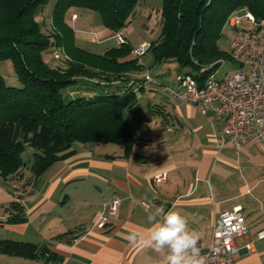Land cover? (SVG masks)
<instances>
[{"label": "crops", "instance_id": "1", "mask_svg": "<svg viewBox=\"0 0 264 264\" xmlns=\"http://www.w3.org/2000/svg\"><path fill=\"white\" fill-rule=\"evenodd\" d=\"M72 16L71 24L67 17L66 21L79 32L80 16ZM105 29L110 37L102 44L110 39L114 44L103 47L101 53H89L104 55L120 47L117 33ZM171 66L164 64L163 70L155 66L150 72L170 80L173 72L177 75ZM145 72H130L106 89L123 93L124 87L134 83L136 88ZM129 77L130 84L123 81ZM146 90L140 93L146 113L135 123L138 144L131 154L116 144H75V155L56 162L33 191L30 181L24 185L29 197L20 203L28 223L7 227L26 233L33 226L43 242L64 259L63 264H163V256L152 248L129 243L132 233H147L149 217L159 209L181 210L190 227L201 233L200 244L207 247L215 214L241 206L250 236L238 238L237 243L253 242V246L236 256V264H264V239H259L264 231V145L250 140L237 151L228 143L224 123L212 114L203 116L194 105ZM163 172L168 180L157 187L153 178ZM2 188L0 206L6 210L14 199ZM116 197L118 210L110 215ZM103 216L109 222L101 228L98 223ZM3 263L56 264L45 258L26 260L0 253Z\"/></svg>", "mask_w": 264, "mask_h": 264}, {"label": "trees", "instance_id": "2", "mask_svg": "<svg viewBox=\"0 0 264 264\" xmlns=\"http://www.w3.org/2000/svg\"><path fill=\"white\" fill-rule=\"evenodd\" d=\"M48 1L0 0V61L12 62L22 85L8 86L0 74V178L6 182L25 177L27 147L34 150L35 181L56 162L75 155V144H116L131 154L138 144L135 123L146 113L140 93L157 90L147 87L143 78L123 93L108 91L106 85L130 72L170 63L178 66L177 74L201 81L210 72L202 73V68L229 59L219 42L233 12L247 8L264 20V0H163L161 35L151 43L153 61L146 67L139 58L119 61L132 54L129 41L104 55L78 48L66 21L72 8L88 9L98 12L103 25L119 34L137 13L140 0H57L44 30L37 16ZM60 50L64 55L58 60L54 53ZM47 52L55 65L45 61ZM130 80L123 81L130 84ZM76 87L80 94L73 96ZM6 212L7 218L0 216V226L28 221L19 202H12ZM0 253L64 262L49 246L32 242L0 240Z\"/></svg>", "mask_w": 264, "mask_h": 264}, {"label": "built area", "instance_id": "3", "mask_svg": "<svg viewBox=\"0 0 264 264\" xmlns=\"http://www.w3.org/2000/svg\"><path fill=\"white\" fill-rule=\"evenodd\" d=\"M77 17V14L72 16L73 19ZM228 26L233 29L229 59L222 58L202 68V73L210 72L201 81L193 75L177 74V88H173L151 74L142 78L147 87L196 106L203 116L212 114L216 120L222 121L228 143L240 151L250 140L264 145V20H258L250 10L243 8L232 13ZM116 39L119 45L127 43L120 33ZM146 48L148 46L135 49V56L139 58ZM63 55V50L54 53L56 59ZM229 61L239 65L240 70L219 78V73ZM167 180L168 175L163 172L154 176L153 183L159 187ZM119 201L116 197L110 215H116ZM143 205L149 207L147 203ZM108 222L107 217H100L98 226L103 228ZM249 236L241 206L216 213L207 247L199 241L205 264H236V256L253 246V242L239 246L237 239ZM259 239H264V231L259 233Z\"/></svg>", "mask_w": 264, "mask_h": 264}, {"label": "rangeland", "instance_id": "4", "mask_svg": "<svg viewBox=\"0 0 264 264\" xmlns=\"http://www.w3.org/2000/svg\"><path fill=\"white\" fill-rule=\"evenodd\" d=\"M56 2L57 0H49L46 3L43 10L38 13V16H37L38 21L43 26L44 30H47L50 26V19H51L53 9H54ZM162 5H163V0H140V3L138 4V7H137V13L135 14L134 17H132L129 25L120 32V34H122L124 37H127V39L130 41L132 48H133L132 54L128 57H133V59L134 57L137 58L134 54L135 49L148 46V48H146V51L144 53H141V56H139L140 63L143 62L146 65V67H149L150 65H152L150 62L153 61V56L149 52L151 43L158 40V38L161 35ZM90 11L88 9H83V8H72L67 13V19L71 24L70 18L73 13H76L78 16H80V20H79V23L81 24V26L79 27L80 30L79 32L73 31L74 43H77L78 45H80L81 48L87 49L88 51L85 50L87 52L91 51L94 53H101L104 51L103 47H108L109 45L110 46L113 45L115 40L110 39L102 44V41H104L106 38L110 36H106L107 30L105 29L106 27L103 25L101 15L98 12H95V11L90 12ZM232 35H233V29L229 26H226L224 29V36L222 40L219 42L220 48L223 51L227 52L228 54L230 53V43H231ZM128 40H126L127 43H128ZM44 59L48 64H51V65L56 64V62L53 60L51 53L49 52L44 54ZM159 68H161V70H163L164 68L166 69V67H163V64L158 65L157 69ZM171 68L174 71L179 70L178 66L175 64H172ZM239 70H240L239 65L233 64L229 61V63L221 70L218 77L223 78L226 75H233L235 72ZM145 71L146 72L143 74V76L145 74H151V75L154 74L150 72L148 68H146ZM0 74L4 77L8 86L16 87V88H20L22 86L15 73L12 62L0 61ZM175 78H176V72H173L171 74L170 80H165L164 78H161V77H159V80L163 84L164 83L169 84L173 88H177V82ZM90 85L93 87H96L95 84H90ZM77 89H80V88L79 87H76L74 89L72 88V90L74 91H79ZM102 90L103 89L100 88V92H102ZM172 100L182 103L181 101H178L175 99H172ZM33 154H34V150L31 147H27L25 153L23 154L24 161L27 165L26 170H25L24 179L13 178L9 182H6L0 178V188L3 187L2 189L6 190L12 196V198L14 199L13 200L14 202L20 203L21 201H24V202L25 200L27 201V198L29 197V195L26 194V192H24L23 188H25L24 185L27 184L29 181L31 185L29 186L31 188V191H33L35 185H37L38 180L35 181V179H33V174L31 172ZM45 178H46V175H43L42 179H45ZM9 206L10 205H8V207ZM7 213L9 212H6L5 208L0 206V216L5 217ZM0 240L32 242V243H36L39 245L48 244V242H43L44 240L41 239V237L38 235V233L36 232L33 226H30L26 233H23L22 231H19L14 228L10 229L9 227H7V225L0 226ZM5 258L8 261L9 260L10 261L11 260L12 261L21 260V259L10 258V257H5ZM5 264H10V263H5Z\"/></svg>", "mask_w": 264, "mask_h": 264}, {"label": "clouds", "instance_id": "5", "mask_svg": "<svg viewBox=\"0 0 264 264\" xmlns=\"http://www.w3.org/2000/svg\"><path fill=\"white\" fill-rule=\"evenodd\" d=\"M149 221L147 233H132L130 244L152 248L163 256V264H205L199 247L201 233L190 227L181 210L161 208Z\"/></svg>", "mask_w": 264, "mask_h": 264}]
</instances>
